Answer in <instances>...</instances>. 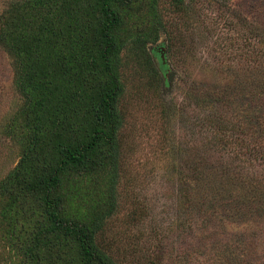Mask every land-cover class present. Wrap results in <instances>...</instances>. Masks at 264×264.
<instances>
[{
    "label": "trees",
    "instance_id": "obj_1",
    "mask_svg": "<svg viewBox=\"0 0 264 264\" xmlns=\"http://www.w3.org/2000/svg\"><path fill=\"white\" fill-rule=\"evenodd\" d=\"M165 1L180 16L200 0ZM167 23L160 0H18L0 12V48L22 101L2 131L19 150L18 163L0 179L2 264H122L107 236L122 175L121 55L131 50L159 87L168 72L165 59L177 47ZM162 35L165 52H149ZM155 56L165 65L158 68ZM261 67L264 77V60ZM225 109L199 120L211 129L207 144L223 146L229 125L250 127L249 119L226 120ZM257 124L264 128V117ZM230 139L229 152L237 153L240 136ZM260 143H247L241 155L262 162L264 171ZM189 183L179 189V203L202 212L198 186Z\"/></svg>",
    "mask_w": 264,
    "mask_h": 264
},
{
    "label": "rangeland",
    "instance_id": "obj_2",
    "mask_svg": "<svg viewBox=\"0 0 264 264\" xmlns=\"http://www.w3.org/2000/svg\"><path fill=\"white\" fill-rule=\"evenodd\" d=\"M16 1L0 0V12ZM160 6L177 36L174 55L168 60L165 53L164 82L152 86L131 50L121 55L123 159L117 212L107 223L111 250L122 264H264V171L262 162L241 155L247 143L264 146L257 124L264 117V0H200L180 16L165 0ZM165 39L149 52H165ZM215 90L216 100L206 105ZM21 102L0 48V179L19 161L18 147L2 131ZM221 108L232 124L249 119L250 127L229 125L224 147H215L199 120ZM234 134L239 147L231 154ZM184 183L198 186L202 212L179 203Z\"/></svg>",
    "mask_w": 264,
    "mask_h": 264
}]
</instances>
